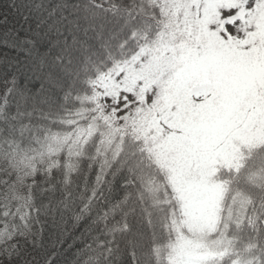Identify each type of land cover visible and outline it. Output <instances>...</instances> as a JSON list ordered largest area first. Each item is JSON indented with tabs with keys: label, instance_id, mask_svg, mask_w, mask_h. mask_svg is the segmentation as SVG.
<instances>
[{
	"label": "snow or ice",
	"instance_id": "6c2138e0",
	"mask_svg": "<svg viewBox=\"0 0 264 264\" xmlns=\"http://www.w3.org/2000/svg\"><path fill=\"white\" fill-rule=\"evenodd\" d=\"M0 264H264V0H0Z\"/></svg>",
	"mask_w": 264,
	"mask_h": 264
}]
</instances>
